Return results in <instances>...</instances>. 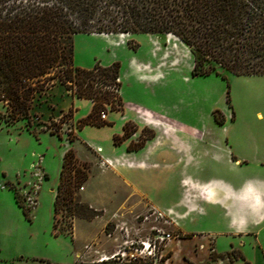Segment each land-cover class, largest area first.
Returning a JSON list of instances; mask_svg holds the SVG:
<instances>
[{
    "label": "rangeland",
    "instance_id": "obj_1",
    "mask_svg": "<svg viewBox=\"0 0 264 264\" xmlns=\"http://www.w3.org/2000/svg\"><path fill=\"white\" fill-rule=\"evenodd\" d=\"M91 36H73L77 62L88 64L91 58L97 57L101 62L110 63L116 56L124 62L131 50L142 60L152 54L158 59L154 65L159 75L157 84L136 85L126 74L123 89L127 100L167 119L161 120L163 126L174 122L182 129L193 128L200 133L193 140L188 160L178 159L161 146L153 157L155 166L140 172L146 186L153 184L156 200L176 209L177 177L183 174L198 179L233 178L230 164L210 154L216 150V139L232 164L235 163L233 155L246 161L241 166L247 172L254 170L264 178V75H236L222 70V76H191V54L170 34ZM102 40L118 47L125 46L129 40L138 47L126 49L127 52L118 48L114 52ZM61 101L69 103L66 110L60 109ZM91 106V100L75 97L65 85L52 86L34 101L30 132L25 129L24 119L11 125L1 122L5 108L0 104V264H108V260L100 262L99 258L141 246V241L153 236V227L173 236L158 250L159 264H247L240 259L238 248L225 251L228 239L219 232L214 234L215 248L225 252L220 253L223 257L211 258V253L218 254L212 236L191 238V233L179 227L182 217L178 213L171 214V224L163 218L155 219L153 211L164 207L155 208L148 197L121 191L124 185L113 178L110 167L136 164L131 160H111L107 167L102 164L101 151L93 150L117 135L120 110L116 107L110 110L109 104H105L101 112L108 114L107 124L78 127V121L87 115ZM125 124L127 132H132L130 149H137L154 134L151 129L140 128L132 122ZM154 129L159 128L154 126ZM68 148L73 149L79 162L89 164L88 178L77 193L81 202L94 209L95 216L91 218H71L62 209L53 217L62 154ZM201 221L210 231L219 230V225L206 218ZM263 239L264 230L260 234L262 242ZM242 241L249 249L248 259L252 264H262L256 261L259 254L254 250L253 236ZM172 247L174 253L170 257ZM151 261L137 255L129 263L119 260L111 263L148 264Z\"/></svg>",
    "mask_w": 264,
    "mask_h": 264
},
{
    "label": "trees",
    "instance_id": "obj_2",
    "mask_svg": "<svg viewBox=\"0 0 264 264\" xmlns=\"http://www.w3.org/2000/svg\"><path fill=\"white\" fill-rule=\"evenodd\" d=\"M77 33L170 34L191 54V76H222V70L264 75V0H0L1 122L11 125L24 119L25 129L32 132L34 101L57 84L92 101L78 127L107 124L100 118L105 104L110 110L122 109L119 62L75 66ZM127 44L136 48L129 40ZM131 134L124 124L114 143ZM88 175L89 164L66 149L54 193V218L60 209L71 218L95 216L77 193ZM215 254L210 257H223Z\"/></svg>",
    "mask_w": 264,
    "mask_h": 264
},
{
    "label": "crops",
    "instance_id": "obj_3",
    "mask_svg": "<svg viewBox=\"0 0 264 264\" xmlns=\"http://www.w3.org/2000/svg\"><path fill=\"white\" fill-rule=\"evenodd\" d=\"M96 34L97 33H77L75 35L89 36L93 38L91 35ZM102 41L105 42L104 44L107 49L110 48L114 52L118 50V48H120V51L125 50L126 52L127 50L129 51L132 49L127 43L125 46L118 47L111 41ZM137 47L133 49H137ZM148 56L149 57L145 60L138 59L131 50V53L126 57L124 62L118 56L114 57V60L110 62L117 61L120 64V86L118 93L122 101V110H120V116L117 119L120 122V130L117 133V136L122 135L123 125L126 122L137 124L140 128H149L154 132L152 138L146 139L137 149H128L129 138L131 137L125 138L118 143H114L113 137L111 142L98 145L101 148L100 154L104 158H108L110 161L124 160L130 162L131 160L136 164L134 166L116 165L110 167L111 175L114 179H117L122 185H124L125 189L123 190L125 191L121 190L124 194H129L131 196H146L149 201L153 203L152 206L155 208L164 207L162 209L167 208L171 209L174 213H178L180 217H182L179 227L182 230L191 233V238L202 236L203 239H208L209 236H212L214 239V249L217 253H223L235 247L238 248L237 250L240 259L246 261L247 264H252L253 262L250 258L248 259L249 249L245 248L242 239L253 236V247L255 248V252L259 254V259L257 258L256 261H261L262 264H264V239L263 242L260 240V234L264 230V178L259 176L254 170L247 172L244 169V166H241L242 163H246V161H240L238 157L233 155L231 158L238 164H232L228 155L220 149L222 146L219 145L221 144L219 140L216 139V150H211L210 154L212 157L221 159L226 164H230V172H232L231 174H233V178L222 179L218 177H210L207 179H198L192 178L189 174H183L182 176L177 177L178 195L175 200V205L177 206L176 209H172L170 206L165 205L164 202L156 200L153 184L152 186H146L142 180L140 172L146 171L155 166V160H153V157L156 152L159 151V149H157L158 147L163 146V149L167 150L180 160H188L193 151V140L197 139L200 135L197 130L193 128L182 129V127L174 122L167 124V126H163L160 123L161 120L167 119L161 117L149 108L134 106L127 100L123 89V82L125 81L124 76L126 74L132 77V83L136 85L157 84L159 75L154 65L158 59H155L152 54H149ZM96 62L101 65L110 64L108 62H101L97 57L91 58L88 64H82L75 60L73 53V64L75 66L91 68ZM123 63H125L124 66ZM68 105L69 103L67 101H65V103L61 101L60 109L66 110ZM105 116L104 120L108 121V114ZM149 122H158V124L155 125ZM154 126L159 129L155 130ZM179 132H183L185 135H180L178 134ZM106 166L108 167V165ZM208 189L211 191V194H208L209 196L206 194V190ZM245 192H248L249 194L247 193V195ZM203 217L208 221H211L213 224L219 225V230L215 233L210 231L209 226L202 224L201 220ZM198 220L201 222L195 224ZM218 232L228 239V248L223 252L217 251L215 248L216 236L214 234ZM253 247L251 246V248ZM173 253L172 247L170 257Z\"/></svg>",
    "mask_w": 264,
    "mask_h": 264
},
{
    "label": "built area",
    "instance_id": "obj_4",
    "mask_svg": "<svg viewBox=\"0 0 264 264\" xmlns=\"http://www.w3.org/2000/svg\"><path fill=\"white\" fill-rule=\"evenodd\" d=\"M100 118L101 119L105 118V114L103 112H100ZM93 148L95 152L101 151V148L97 145ZM101 158H102V164H106V165L110 164V160H108V158H104L103 156H101ZM153 213L155 214V219L163 218V220L168 224H171V222H173L171 216L173 211L171 209H167V208L163 210L155 209ZM152 230L155 231L153 233V236L149 237L145 241H141L140 242L141 246L139 247L135 246L130 251L124 249V251H122L117 255L110 254L106 256L107 259L104 260H103V256H101L99 258V261L102 262L108 260V264H114L111 263V260L125 261V263H129L131 260L132 261L135 260L137 255H139L141 256L142 259H147V260L152 259V261L149 262L148 264H159L161 255H159V253L157 252L160 249V247L164 246L166 242L170 241L173 238V236L170 235L169 232H165L161 228L153 227Z\"/></svg>",
    "mask_w": 264,
    "mask_h": 264
},
{
    "label": "bare ground",
    "instance_id": "obj_5",
    "mask_svg": "<svg viewBox=\"0 0 264 264\" xmlns=\"http://www.w3.org/2000/svg\"><path fill=\"white\" fill-rule=\"evenodd\" d=\"M96 35H98V36H104V37H109L111 34H105V33H97ZM149 123H152V122H149ZM156 123V122H155ZM246 190V189H245ZM249 190V189H248ZM252 191H253V189H252ZM211 194V191L208 189V190H206V194L208 195V194ZM246 194L248 193V192H245ZM249 194V193H248ZM247 194V195H248ZM252 194V193H251ZM246 195V196H247ZM209 196V195H208ZM211 197V196H210ZM249 197V196H248ZM246 198V197H245ZM248 199V198H247ZM241 200V199H240ZM243 200V199H242ZM250 200V199H249ZM244 201V200H243ZM246 202V201H245ZM258 205V204H257ZM104 259H107V257H103V260Z\"/></svg>",
    "mask_w": 264,
    "mask_h": 264
}]
</instances>
